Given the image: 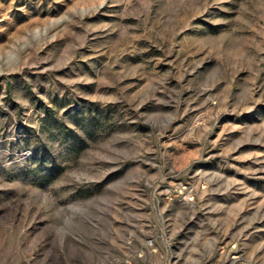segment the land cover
<instances>
[{"label":"rangeland","instance_id":"1","mask_svg":"<svg viewBox=\"0 0 264 264\" xmlns=\"http://www.w3.org/2000/svg\"><path fill=\"white\" fill-rule=\"evenodd\" d=\"M232 253L264 264V0H0V264Z\"/></svg>","mask_w":264,"mask_h":264},{"label":"built area","instance_id":"2","mask_svg":"<svg viewBox=\"0 0 264 264\" xmlns=\"http://www.w3.org/2000/svg\"><path fill=\"white\" fill-rule=\"evenodd\" d=\"M184 192H192V188L189 186H184L183 188ZM149 244L152 246L153 241L151 240ZM231 264H245V261L241 259L240 255L238 253H232L231 255Z\"/></svg>","mask_w":264,"mask_h":264}]
</instances>
